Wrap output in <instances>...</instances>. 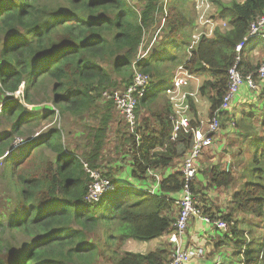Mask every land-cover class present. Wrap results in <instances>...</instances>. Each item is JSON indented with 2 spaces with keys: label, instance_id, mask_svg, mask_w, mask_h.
I'll return each mask as SVG.
<instances>
[{
  "label": "trees",
  "instance_id": "obj_1",
  "mask_svg": "<svg viewBox=\"0 0 264 264\" xmlns=\"http://www.w3.org/2000/svg\"><path fill=\"white\" fill-rule=\"evenodd\" d=\"M162 1L141 0V8L136 9L127 0H0V129L9 123L0 132V177L14 192L12 197L4 195L5 208H0V264H93L98 258L109 264L167 262L169 249L143 254L123 251L122 246L127 239L148 241L170 230L183 175L177 170L157 182L150 172L173 167L189 150L191 134L180 131L175 140L170 139L172 111L164 86L138 100L137 117L141 108H147L159 129H151L147 119L139 118L137 136L120 121L112 101L102 98L103 91L126 87L134 69L151 78L156 73L150 61L156 46L149 58L136 59V54L144 29L161 12ZM217 4L219 17L229 27L202 36L184 62L195 75H207L198 91L209 102L207 116L221 104L227 70L238 54V44H244L240 51L242 73L255 72L260 64H254L249 53L244 55V37L250 22L264 13V0ZM165 23L162 40L173 41L180 33L186 45L189 22L175 3L169 6ZM171 71L159 76L161 80ZM37 92L42 94L41 102H50L62 116L82 119L100 115L98 126L86 137L82 156L89 169L98 170L106 128L111 125L119 135L115 166L103 173L99 170L113 188L98 200H88L92 179L82 158L66 152L60 128L50 125L45 134L12 152L16 138L28 127L52 121V106L44 113L26 107L35 103ZM258 95L264 103V97ZM190 107V125L194 127L199 118L193 102ZM256 141L258 148L250 159L252 178L232 196L235 207L250 216V221L264 217V139L253 143ZM46 150L53 156L44 155ZM122 174L128 177L127 185L119 181ZM233 182L231 171L213 167L205 186L231 187ZM146 184H156L154 191L141 190ZM192 190L198 193L195 187ZM203 213L211 219L218 217L205 209ZM222 219L230 227V214ZM97 228L105 234L103 244L90 238ZM241 231L231 228L237 240ZM17 235L27 243L16 245ZM253 239L255 242L248 239L247 245L239 247L243 264H264V233Z\"/></svg>",
  "mask_w": 264,
  "mask_h": 264
},
{
  "label": "built area",
  "instance_id": "obj_2",
  "mask_svg": "<svg viewBox=\"0 0 264 264\" xmlns=\"http://www.w3.org/2000/svg\"><path fill=\"white\" fill-rule=\"evenodd\" d=\"M209 3L208 0H195L198 23L207 24V36L212 35L216 24L204 13ZM223 26H227L225 21H223ZM200 36L201 32L196 33L193 31L190 34L189 40L185 45V53L187 56L183 63L175 67L170 81L168 84L164 85L163 88L164 95L172 111L169 116L171 121L170 139L175 140L180 131L191 134L190 148L181 158L182 163L179 171L183 175L184 182L181 196L176 202L178 213L167 233V241L171 244L172 251L165 264H190L193 258L199 259L203 256L202 249H186L183 245V237L190 218L194 215H202L192 190L198 173L196 162L201 157L202 153L208 147L212 146L214 138L220 129L221 114L228 110L231 102L242 87L251 92L261 94L264 97V60L258 65L255 72L242 73L239 68L242 57L240 51L244 44L240 43L235 48L238 54L227 70V84L220 106L210 116L204 117L199 115V123L194 127L191 126V101L198 103V91L201 83L199 80L200 77L190 72L185 67L184 62L191 57V52L200 40ZM155 37L156 36L147 41L148 46L146 45L147 48L142 54L147 53L149 47L155 43L157 39ZM144 39L145 35H143L142 40L144 41ZM255 40H262L264 44V13L250 22L247 34L244 37L245 45ZM151 81L152 78L148 73L140 72L135 69L131 82L126 87L102 92V98L112 101L114 109L122 117L129 132L132 134H136L138 126V117L136 115L138 100L147 94L150 89ZM80 160L93 182L92 185L89 186L88 200L96 201L99 199L102 192L112 189L113 187L110 185L109 181L102 179L98 172V174H95L93 169H89L88 164L84 162L83 159ZM98 183L102 185L104 183L105 185L100 187ZM92 187L93 190L90 192ZM203 220L206 222H213L215 226L222 230L229 227L228 223L223 219H211L208 215H204Z\"/></svg>",
  "mask_w": 264,
  "mask_h": 264
},
{
  "label": "crops",
  "instance_id": "obj_3",
  "mask_svg": "<svg viewBox=\"0 0 264 264\" xmlns=\"http://www.w3.org/2000/svg\"><path fill=\"white\" fill-rule=\"evenodd\" d=\"M226 27H229L228 23ZM188 32V37H190L191 33L190 31ZM161 41L163 40L161 39ZM184 42V38L181 36V34L177 33L173 41L168 42V40H166L163 41V44H161L162 42H160V45L159 43H157L159 46L157 45L158 47H155V49L151 52L153 58L150 59V61L151 63L152 61L154 62L151 64V66L158 71L160 67H163L165 64L175 65L178 61L182 60L183 58L185 60L187 55L183 51V45H185ZM254 43L255 42L247 44L246 48H249V50L254 51L257 47H260L258 46V43H260L259 41H257L256 45H254ZM174 69L170 72V75L167 76V78L171 77ZM199 77V80L202 81L203 78L206 77V75L202 74L199 75ZM157 80L165 81L161 80V77H159V79ZM159 87L161 86L151 87L150 85L149 91L151 90V92H156L159 90ZM246 102H248L247 104L257 103L256 106L258 110L261 109L263 105V101H261V98L257 93L251 92L246 88L242 87L231 102L229 109H231L232 106L234 107L236 103ZM193 103L195 104L197 115L207 117L209 108L208 100L205 97L198 95V103ZM138 114L140 120H148L151 129H159L156 119L154 117H151L150 112L147 110V108H141L138 111ZM241 115L243 116V113H241ZM229 121L231 122L233 120ZM228 131L229 130H225V128L223 129V131H219L216 137L214 138L212 146L208 147L196 162V167L198 171L197 175H199V177H197L198 182L196 181L193 187H195L196 191L198 192L194 193V195L196 197V201L198 203L199 209L202 212V215H194L190 218L187 230L183 237V245L186 249H202L203 256L199 259L193 258L190 261V264H243L241 252L238 255L240 257V260L236 261L230 258V254H232L233 252L231 249L230 242H233L235 244L237 242V239L235 238L233 233H231V228L240 231L243 230L240 224L242 223V221H244L245 218L250 216L244 215L235 207L232 196L234 192L242 190L244 183L248 181L247 177L249 174H247V169L250 165L249 157H251L252 155L251 144L255 141V139H250L247 142L249 143V145L247 146L245 145V143H243V140L240 142H237V140H235L240 138V135H237L239 129L237 130V132L231 131L230 134L228 133ZM245 131L246 129L244 128L242 132L244 133ZM233 135L236 136L233 137ZM228 136L230 138H228ZM245 152H247V155H244ZM180 160L181 159H176L173 167L166 168L165 170H158L154 173L150 172V175L154 176L156 181L158 182L162 178V176H166L170 173H173L174 171L179 170ZM213 167L220 168V170L230 168V171L232 172L234 178L233 185L231 187H206L205 185L209 181ZM127 178L128 177L126 176V180H128ZM145 186H147V184L141 186V190L148 188V190L151 189L152 191H154L153 189L156 187V184H153L149 187ZM180 196L181 192L177 194L173 207L174 218L178 213V206L176 202L180 198ZM204 209L207 210V213L212 214L216 217L218 216L217 218L219 219H222L225 214H230V227L225 230H222L215 226L213 222H206L205 220H203L204 215H207L203 213ZM255 223L256 221H250L251 225ZM238 226L241 227V229ZM243 232L245 234V231ZM167 233L168 232L148 241L127 239L122 246V250L144 254L148 251L157 248H169L170 257L172 246L167 241Z\"/></svg>",
  "mask_w": 264,
  "mask_h": 264
},
{
  "label": "rangeland",
  "instance_id": "obj_4",
  "mask_svg": "<svg viewBox=\"0 0 264 264\" xmlns=\"http://www.w3.org/2000/svg\"><path fill=\"white\" fill-rule=\"evenodd\" d=\"M127 1L130 2L131 4H133L136 7V9H140L142 6L141 0H127ZM208 1L210 3L208 4V8L205 10L204 13L206 14V16L209 19L213 20L216 23L215 28H214V30H215L218 27L219 28L220 27L221 28L226 27V26L225 27L223 26V21H225V20L219 17L217 2L219 1L222 3H229L230 1H236V2L241 3V1L243 2L244 0H208ZM174 3L176 5L177 11H179L183 15L185 14V16L187 17L188 22H189L188 31H190V33H192L193 31H195L196 33L201 32L200 37L207 36L206 35L207 34V24H199L198 23V17H197L198 14H197L195 0H163L161 12L159 11L155 15L156 21L153 24H151L150 26L146 27L143 31V35H145V39H144V41L142 40V44H141V46H139L140 48L138 49V53L136 54L137 55L136 59H138V58L140 59L142 57L149 58V56L151 55L150 50L154 46L157 47V45H158L157 43H159V45H160L161 39H165L166 35H165V32H163V30H165L164 26H166L165 19H166V15H167L169 6L174 4ZM154 36H156L155 38H157L155 43L149 47L147 53L142 54V53H144V51L146 50V48L148 46L147 41H149L151 38H154ZM207 37H209V36H207ZM199 41H198V43H199ZM257 41L260 42V43H258V46H260V47H257L254 51H251V50H249V48H246V50L244 52V55L249 53V58L254 64H259L264 60V44H263V41L262 40H255L254 45L257 44ZM198 43L195 45V48L197 47ZM178 63H179V61L175 65L165 64L163 67H160V69L158 71L154 69L155 72L156 71L157 72L152 77L151 87L164 86V85L168 84V82L170 81V77H168L165 81H159L157 79H159V76H161L165 72H168L169 70L170 71L173 70ZM134 70H133V72H134ZM200 82H202V81H200ZM41 96H42V94L40 92H37V96L35 95V101H34L35 103L26 105V107H28L30 110L33 109L35 111H39L40 113H44L46 110H48V108H50L52 106V108L55 112L54 116H52L53 117L51 119L52 121L41 122V126L37 127V128L28 127L25 130L23 136L16 138V140L14 142V146L12 147V150H13L12 152L14 154L17 153L22 146H25L26 142L31 141V140L38 138L39 136L45 134L47 129L50 127V125H54L57 128H60L62 130V142H63V145L65 147L66 152H68V151L73 152L72 153L73 155H76V156L83 159L82 156H83V153L85 151V146L87 145L86 137L90 133L91 129L94 130L96 128V126H98L100 115H97V116L86 115L85 118H82V119H78L77 117H73L69 114H65L62 116L59 114L58 110L50 102H48V103L47 102H45V103L41 102L39 100L41 98ZM247 103L248 102L236 103V105L234 107L232 106L231 109L228 108L229 110L227 112L225 111L223 114H221L219 131H223V129L225 128V130H229L228 133L230 134L231 131L237 132V130L239 129L237 135H240L239 136L240 138L235 139V140H237V142H240L243 140L244 141L243 143H245V145L248 146L249 143H247V142L252 138L256 139V140L257 139H264V128L262 127V122H261L262 115L260 114L263 111L262 108H264V103L262 102L263 105H262L261 109H259V110L257 109V106H256L257 103H252V104H247ZM241 113H243V116L241 115ZM118 117H119L120 121H122L123 125H125V123L123 122V120L119 114H118ZM229 120H233V121L230 122ZM138 125H139V118H138ZM8 127H9V123L5 122L3 127H1V129H0V132H4ZM244 128L246 129V131L243 133L242 131L244 130ZM231 134H233V133H231ZM229 136H228V138L231 137V136L230 137ZM234 136H236V135H233V137ZM119 139H120V137H119V135L116 134L115 128H113V127H111V125H109V127L106 128V130H105V137H104V143H103L104 145H103V148H102V150L98 156V161L96 162L98 170L93 169L95 174L99 173L100 177L104 180H107V181H109V179L103 177L101 175L100 171L103 173V171H106L107 168L110 169L112 167V164L114 167V165H115L114 159L117 158V153H119V149H117L120 146ZM257 143H258V141H256L255 143L252 144V153L253 154L251 155V157L254 156V152L258 148ZM253 149H255V150L253 151ZM44 155H48L50 157L53 156V154L49 150H46L44 152ZM244 155H247V152H245ZM251 157H249V163H250ZM84 162H85V160H84ZM181 163L182 162L180 160L179 168L181 166ZM262 163L263 162L261 161L259 163V165L261 166ZM252 165L253 164H250L248 169H247V174H249L247 177L248 180H250L252 178L251 173H253V169H254V166H252ZM0 171H1V168H0ZM223 171H230V168H226ZM118 173L119 172H117V174ZM119 174H118V176H119ZM120 178H121V180H119V181L125 182V185L128 184V180H126L125 174L120 175ZM92 183L93 182L91 181L90 185H92ZM98 185L100 187H103L105 184L103 183V185H102L101 183H98ZM92 190H93V187L90 190V192ZM105 192H107V191H104L102 193H105ZM4 195L12 197L14 195V192H13V190L7 188V182L0 177V208H5V206H4L5 200L4 199H6V198H4ZM245 219H244V221L241 220L242 223L240 225L243 228V231H245V233H247V231H248V232H250V234H247L248 235L247 236L246 234H243L244 233L243 232L239 236H237L239 238H238L236 244L233 242L232 243L230 242L231 249L233 251L232 254H230V258H232L236 261L240 260V257L238 256L240 253L239 247L240 246L244 247L245 245L248 244L249 241L255 242L253 237H261V235L264 233V217L261 220L254 219L258 224L257 225L253 224L252 227H250L251 224H250L249 217H247ZM241 227H239V228L241 229ZM90 238L93 242L97 241L99 244H103L104 240H105V234L103 233L102 228H97L96 231L91 235ZM248 239H249V241H248ZM26 241L27 240L24 237L17 235L16 239L13 242L16 245H19V244H26L27 243ZM230 245H229V247H230ZM255 246L256 245H254V247ZM93 264H109V263L108 262L106 263L101 258H98V260L96 262H93Z\"/></svg>",
  "mask_w": 264,
  "mask_h": 264
},
{
  "label": "water",
  "instance_id": "obj_5",
  "mask_svg": "<svg viewBox=\"0 0 264 264\" xmlns=\"http://www.w3.org/2000/svg\"><path fill=\"white\" fill-rule=\"evenodd\" d=\"M197 177H199V175H197Z\"/></svg>",
  "mask_w": 264,
  "mask_h": 264
}]
</instances>
